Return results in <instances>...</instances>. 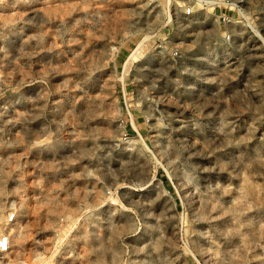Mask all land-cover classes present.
Returning <instances> with one entry per match:
<instances>
[{
  "label": "rangeland",
  "instance_id": "1",
  "mask_svg": "<svg viewBox=\"0 0 264 264\" xmlns=\"http://www.w3.org/2000/svg\"><path fill=\"white\" fill-rule=\"evenodd\" d=\"M204 1L0 0V264H264V0Z\"/></svg>",
  "mask_w": 264,
  "mask_h": 264
},
{
  "label": "built area",
  "instance_id": "2",
  "mask_svg": "<svg viewBox=\"0 0 264 264\" xmlns=\"http://www.w3.org/2000/svg\"><path fill=\"white\" fill-rule=\"evenodd\" d=\"M152 2L156 1V0H150ZM202 2L206 5H208V1H204L202 0ZM184 14L185 16L187 17H191L194 15V7H187L185 10H184ZM220 19H222L225 23H231V19L227 16H225L224 14L220 17ZM225 40L227 41H230L231 40V37L230 35H226V37H224ZM178 55V53L176 54ZM7 223L8 224H15L18 220V217H17V211L15 209L14 212L10 213L8 216H7ZM11 248H12V239H11V236L9 234H2L0 236V255H5V254H8L10 251H11Z\"/></svg>",
  "mask_w": 264,
  "mask_h": 264
},
{
  "label": "bare ground",
  "instance_id": "3",
  "mask_svg": "<svg viewBox=\"0 0 264 264\" xmlns=\"http://www.w3.org/2000/svg\"><path fill=\"white\" fill-rule=\"evenodd\" d=\"M147 39H149V37L147 38ZM141 46L140 47H138V49L137 50H135V52L130 56V58H129V60L131 59V58H133L135 55H137L138 54V52H139V50H140V48L143 46L142 44H140Z\"/></svg>",
  "mask_w": 264,
  "mask_h": 264
}]
</instances>
